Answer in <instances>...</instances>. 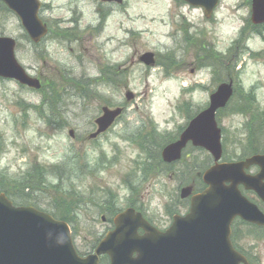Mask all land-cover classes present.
<instances>
[{"label":"rangeland","instance_id":"374dc122","mask_svg":"<svg viewBox=\"0 0 264 264\" xmlns=\"http://www.w3.org/2000/svg\"><path fill=\"white\" fill-rule=\"evenodd\" d=\"M41 2L40 17L50 27L41 45L33 46L19 19L1 5L0 35L17 41L18 62L31 76L68 91L58 103L59 117L48 123L47 109H38L42 93L0 80V176L19 180L34 166L43 167L48 188L34 197L51 213L62 203L80 253H89L109 231L111 212L125 210L131 202L162 230L172 224L173 215L188 212L180 190L198 181L197 174L213 164L212 158L188 147L179 163L169 169L155 165L143 179L148 147L174 142L191 118L207 108L210 94L228 72L235 80L234 101L242 99L246 111L237 114L233 102L218 114L224 155L228 161L251 155L249 130L264 114V32L257 35L247 28L239 46L241 25L243 30L251 18L249 0H220L210 19L176 0H124L122 6H112L113 14L97 36L84 28L99 24L95 11L100 0ZM205 49L221 58L215 60V75L203 61ZM146 53L156 56V66L139 62ZM102 73L112 82L96 84ZM65 76L91 82L89 92L79 88L75 96ZM104 107L124 108L125 113L107 133L91 139ZM260 138L264 149L263 133ZM62 164H69V170H61L63 183L77 201H64L52 187L59 181L50 170ZM246 196L264 212L255 194ZM241 229L240 247L252 255V264H264V231L247 239V229Z\"/></svg>","mask_w":264,"mask_h":264},{"label":"water","instance_id":"95a60500","mask_svg":"<svg viewBox=\"0 0 264 264\" xmlns=\"http://www.w3.org/2000/svg\"><path fill=\"white\" fill-rule=\"evenodd\" d=\"M19 19L34 44L48 34V27L39 17V0H0ZM123 4V0H102ZM200 8L210 18L219 0H182ZM251 21L264 23V0L252 1ZM146 66L155 65V56L140 57ZM0 78L14 80L21 86L41 89L40 80L31 77L16 58V41L0 36ZM233 83H223L210 95L209 106L194 117L178 141L166 146L162 159L167 164L178 162L191 143L207 151L215 165L203 174L206 189L192 196V187L181 190V199L190 198L186 216H174L170 228L162 232L146 221L141 213L129 208L114 219L109 232L94 253L78 254L72 231L66 222L33 207H17L0 194V264H100L107 256L110 264H250L232 243L235 220L264 228V212L241 191L254 192L264 204V155L244 161L221 163L222 130L216 121L219 110L225 109L233 96ZM128 101L133 98L126 95ZM122 108L102 109L96 120L97 131L91 139L106 133L122 115ZM73 136V133H70ZM258 167L256 175L248 174ZM143 234L140 235L139 231Z\"/></svg>","mask_w":264,"mask_h":264},{"label":"trees","instance_id":"16d2710c","mask_svg":"<svg viewBox=\"0 0 264 264\" xmlns=\"http://www.w3.org/2000/svg\"><path fill=\"white\" fill-rule=\"evenodd\" d=\"M0 5L3 7V9H5L8 13L9 10L0 3ZM168 66V65H167ZM66 80H68L70 83H68V86H70L71 91L75 92V96H77L76 94V90L77 89H86L87 88V92H89V88L91 87V82H82V80L76 81L73 80L67 76H65ZM112 80L109 79L108 77L105 76L104 73L101 74V78L96 79L95 83H103V84H109L111 83ZM64 88V89H61ZM67 87H62L59 86L57 83L55 82H44L43 83V88L41 91H39L40 93L43 94V99H42V103L41 106L38 107L39 110H43V113H47L44 109H47L48 111V115L47 117V122L48 123H52V118L55 120L57 119L56 117H59L57 110L58 108V103H60V101L63 99V97L65 95H67L66 90ZM81 98V97H80ZM235 100V96L232 99V101L230 102V104L228 105V107L231 106V104L234 102L237 105V114H241L245 113L244 111H246L243 106H242V99L241 100H237L236 102ZM227 107V108H228ZM59 111V110H58ZM224 111V110H223ZM220 111L218 114H220ZM259 124L258 125H253L252 128H250L249 130V136L252 140V143L254 144V148H252L251 150V154H264V149L259 148V143L261 142L260 138V134L263 133L264 134V114H262V116H259ZM193 118V117H192ZM264 139V138H263ZM168 143V142H167ZM166 142H164L163 144H160L158 146H152V147H148V158L149 163H145L142 173H143V179L146 178V173L149 172L150 170L152 171V169L155 167V165H158L159 167H164L166 169H169L172 165H166L165 163H163L162 159H161V151L163 149V147L165 145H167ZM74 159V157H72L70 160ZM224 160L228 161V159L225 157L224 155ZM88 162V161H87ZM78 165V163H77ZM69 164H62V166L60 167H54L50 170V173H52L53 176L58 178L59 184L52 186L53 189L57 192V195L59 197H61L64 201L68 202L69 199H75L74 194L72 191H69L65 188V185L63 182H65V177H63V173H62V169H64L63 171H67ZM150 168V169H149ZM74 169V168H72ZM159 172V171H158ZM201 173H199L200 175ZM47 172L45 171V169L43 167H39V166H34L33 170L28 172L22 179L19 180H11V179H7L4 176H0V193H4L10 200L13 201L15 206H33L35 208L41 209V207L38 206V202L36 200V198L34 197V195L36 194L37 190L41 191L45 190L48 188L47 184ZM77 175V174H76ZM198 176V174H197ZM200 178L193 180V183L195 185V189L196 191H201L205 186L202 183L201 180V176H199ZM69 179V178H68ZM197 181V182H196ZM132 188L135 191V187L132 186ZM36 201V202H35ZM77 201V199L73 200ZM108 202V201H107ZM106 202V203H107ZM56 206V212H50V214L55 217L56 219L59 220H64L66 222L69 223V220L67 218V216L69 215V213L65 210H63V206L62 203H58L55 205ZM108 206V205H107ZM130 207L135 208L138 211H142L141 208H138L135 203L131 202L130 203ZM245 227L247 229V234L245 235V237L247 239H249L250 237H252L254 235V233L256 232H261L264 231L263 228H258L256 226L247 224L241 220H237L234 225H233V235H232V241L236 247L237 250H239L240 252H242V254H244L249 260L250 262H253L252 260V255L248 252H246L244 249H242L240 247V242L242 240V233H241V228ZM75 236V234H74ZM100 240V239H99ZM99 240H97L99 242ZM97 242V243H98ZM97 243L95 245H93L92 250L89 253H92L97 245ZM89 253L86 254H82L80 253L82 256L87 255Z\"/></svg>","mask_w":264,"mask_h":264},{"label":"flooded vegetation","instance_id":"af4514ba","mask_svg":"<svg viewBox=\"0 0 264 264\" xmlns=\"http://www.w3.org/2000/svg\"><path fill=\"white\" fill-rule=\"evenodd\" d=\"M101 1V5L98 7V8H96V11H95V13H96V15L98 16V25L97 26H92V25H89V27L86 29V28H84L85 29V31L87 30L88 31V33L91 35V36H97L98 34H101L102 33V31H103V28H105L104 26H105V24H106V22H107V20L112 16V14H113V7H116V6H118L117 4H115V3H108V2H103L102 0H100ZM252 1L253 0H249V2H248V4L250 5V8H251V6H252ZM177 3H179V2H177ZM179 4H181V5H183V6H187V5H185L184 3H182V2H180ZM248 5V6H249ZM104 6L105 7H107V8H104ZM113 6V7H112ZM109 7V8H108ZM249 26V27H248ZM248 26H244V28H243V30H242V25H241V28H240V30H239V33H238V39H239V46L242 48V34H244L245 32H246V29L247 28H251L252 30H254V32H256V34L257 35H259V34H261V33H263L264 32V23L263 24H261V25H253L251 22L249 23V25ZM49 27V26H48ZM188 28H189V26H188ZM49 29H50V27H49ZM66 32H64V31H61V32H64V33H68L69 32V30H65ZM190 43L191 41H190V39H188V40H186L185 39V43ZM207 52H206V55H204L205 57H204V60H203V58H202V60L203 61H205L206 60V64H207V66H208V68L212 71V73H213V75H215V72L216 71H218L219 70V68H218V66H216V63H215V60L217 59V57L218 56H215V53L214 52H210V49H205ZM219 59H221L220 57H218ZM222 61H225V59H222ZM225 67H227V66H224L223 67V69L225 70ZM227 69V68H226ZM240 70H241V68H240ZM227 78H228V80H232L233 82H234V85H235V80H234V76L231 74V72H228L227 73ZM223 81V80H222ZM221 83V82H220ZM219 85V84H218ZM117 122V121H116ZM115 122V123H116ZM95 123H96V120H95ZM114 123V124H115ZM96 126V125H95ZM244 159H246V158H244ZM252 174H256L257 172H258V169L257 168H254V169H252L251 171H250ZM186 203H185V206H189L190 207V200H186L185 201ZM118 213L119 212H117V211H113V213L111 212V214H113V217H112V219H110L109 220V223L111 224V226H110V228H109V231H112L113 229H114V218L118 215ZM188 213V212H187ZM147 219V218H146ZM102 220L103 221H106V217H103L102 218ZM148 220V219H147ZM149 221V220H148ZM156 227V226H155ZM157 228V227H156ZM159 229V228H158ZM160 230H162V229H160ZM108 231V232H109ZM107 232V233H108ZM139 234L140 235H142L143 234V231L142 230H140L139 231ZM100 264H110V260H109V258L108 257H102L101 258V262H100Z\"/></svg>","mask_w":264,"mask_h":264}]
</instances>
